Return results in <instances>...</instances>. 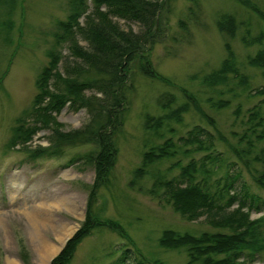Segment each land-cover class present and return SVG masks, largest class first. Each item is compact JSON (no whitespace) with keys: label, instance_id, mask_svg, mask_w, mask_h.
Returning a JSON list of instances; mask_svg holds the SVG:
<instances>
[{"label":"rangeland","instance_id":"rangeland-1","mask_svg":"<svg viewBox=\"0 0 264 264\" xmlns=\"http://www.w3.org/2000/svg\"><path fill=\"white\" fill-rule=\"evenodd\" d=\"M69 1L17 0L11 14L0 15V264H52L66 247L65 241L72 239L87 219L96 171L83 156L96 147L67 146L57 156L31 160L21 146H9L18 118L30 108L37 94L36 80L49 62L47 50L54 42L56 24L68 15ZM151 1H164L166 7L164 23L158 31L161 41L150 54L164 80L146 78L136 67L132 69L134 90L129 95L124 125L115 135L118 157L92 206L98 219L118 223L135 247L109 226L95 227L78 245L71 264H137L135 251L148 262L188 264L185 250H168L160 245L164 232L199 236L217 230L205 217L194 222L185 220L171 206L148 193L153 185L151 174L138 171L143 154L167 139L180 145L179 139L196 126L211 134H217L218 129L230 143L236 144L232 133H242L248 110L264 101V96L256 95L264 89V68L250 63L264 50V20L259 15L237 0ZM250 2L264 13V0ZM223 15L234 19L236 28L231 33L223 32L218 25ZM114 20L127 32H144L140 23ZM4 23L11 28L4 31ZM80 45L88 47L82 38ZM63 54L68 53L63 51ZM228 60L238 76L231 74L228 82L208 86L207 77ZM166 94L177 99L172 109L188 101L186 94L196 99L216 129L193 108L180 122L166 120L168 123L160 131L148 129L147 117L161 120L170 112L159 106V100ZM87 95L95 97L90 91ZM55 116L65 132L79 130L90 120L86 110L77 112L68 107ZM52 133L51 128L37 133L27 150L50 147ZM216 148L229 162L235 161L224 142L217 139ZM203 155L181 153L152 170L172 178L179 174L178 169L168 172L173 163L182 160L186 164ZM236 168L243 174L237 189L243 180L256 192L250 175L241 165L237 164ZM257 192L264 197L263 191ZM30 215L35 218L37 236ZM263 215L264 209L252 211V219ZM64 226L69 232L63 230ZM61 237L65 241L61 242ZM42 240L58 250L45 262L39 256ZM126 250H130L127 258L119 262ZM255 264H264V253L257 256Z\"/></svg>","mask_w":264,"mask_h":264},{"label":"trees","instance_id":"trees-1","mask_svg":"<svg viewBox=\"0 0 264 264\" xmlns=\"http://www.w3.org/2000/svg\"><path fill=\"white\" fill-rule=\"evenodd\" d=\"M237 1L264 20V13L253 8L250 0ZM17 5V0H0V15L3 12L4 15L11 14ZM68 8L66 19L56 24L54 42L46 54L49 62L36 80L37 94L30 108L18 118L9 143L11 147L24 148L31 160L57 156L67 146L96 147L83 156L96 171L87 219L52 264H71L78 245L95 227L109 226L135 247L118 223L98 219L92 206L98 189L109 178L118 157L119 148L115 135L124 125L129 95L134 90L132 69L136 67L139 74L146 78L164 80L150 58L153 47L161 41L158 31L164 23V1L70 0ZM114 19L140 23L145 28L144 32H127ZM218 25L226 33H231L236 28L233 17L229 15H223ZM10 28L7 23L2 25L4 31ZM80 38L88 43L87 48L80 45ZM63 51L68 54L64 55ZM250 63L264 68V50L251 59ZM6 74L7 72L3 75ZM231 74L238 76L232 61L228 60L220 70L207 77L206 84H224L233 76ZM241 82L247 83L244 80ZM89 91L95 97L87 95ZM256 95L264 96V89L256 92ZM186 96L188 101L175 109L172 107L177 102L176 97L172 94L162 96L159 106L170 112L161 120L147 117V128L160 131L168 123L166 120L180 122L190 108H193L216 129L214 121L200 109L197 100L187 94ZM263 104L264 101H261L248 110L242 133H232L236 144L230 143L218 129L217 134H211L196 126L179 139L180 145L167 139L143 154L138 171L141 174H151L153 185L148 193L154 199L171 206L185 220L194 222L205 217L209 225L217 230L199 236L164 232L160 245L168 250H185L188 264H255L257 256L264 253V215L259 219H252V211L263 212L264 209V197L257 192H264ZM66 107L77 112L86 110L90 116L89 122L79 130H61L63 125L55 115ZM49 128L53 130L51 146L27 150L33 137ZM217 139L226 144L234 162H229L222 152L217 151ZM180 152L185 156H191L192 153L204 155L199 160L191 159L186 164L182 160L173 163L168 172L178 169L179 174L172 178L158 170H152L164 160L175 158ZM237 164L250 175L256 192L243 180L241 188L237 189V184L243 178L242 170L236 168ZM129 252L130 250L123 252L119 262L127 258ZM137 252L135 251L139 258L137 264H162L148 262Z\"/></svg>","mask_w":264,"mask_h":264},{"label":"bare ground","instance_id":"bare-ground-1","mask_svg":"<svg viewBox=\"0 0 264 264\" xmlns=\"http://www.w3.org/2000/svg\"><path fill=\"white\" fill-rule=\"evenodd\" d=\"M30 216H31V218H30L31 224H32L33 230L35 232L34 236H37L38 235V231H37L38 228H37L36 223H35V218L33 217V215H30ZM63 230L66 231V232H69V229L67 228V226H64ZM71 231H72V229H70V232ZM67 236H70V234L67 235ZM59 239L61 240V242H63V240L65 238L61 237ZM57 251L58 250H57V248H55L54 245H51V244L47 243L45 240H42V242L40 244V249H39V256H40L41 260L43 262H45L46 260H48V257L55 255Z\"/></svg>","mask_w":264,"mask_h":264},{"label":"water","instance_id":"water-1","mask_svg":"<svg viewBox=\"0 0 264 264\" xmlns=\"http://www.w3.org/2000/svg\"><path fill=\"white\" fill-rule=\"evenodd\" d=\"M69 240H70V239H69ZM69 240H67V242H65V243H68Z\"/></svg>","mask_w":264,"mask_h":264}]
</instances>
